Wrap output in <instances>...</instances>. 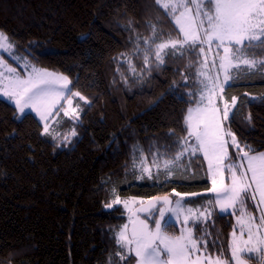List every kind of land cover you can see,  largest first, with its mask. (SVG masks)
Returning a JSON list of instances; mask_svg holds the SVG:
<instances>
[{"label":"trees","instance_id":"16d2710c","mask_svg":"<svg viewBox=\"0 0 264 264\" xmlns=\"http://www.w3.org/2000/svg\"><path fill=\"white\" fill-rule=\"evenodd\" d=\"M152 26L157 35L149 50L144 41ZM0 30L15 53L67 76L71 91L86 98L74 99L79 120L56 111L48 123L52 134L43 135L37 115L0 97V264H118L115 235L128 215L123 203L105 207L113 190L121 201L169 194L175 202L176 192H195L201 195L185 204L203 210L214 202L202 153L185 154L170 176L163 168L180 150L173 141L187 135L184 117L199 99L202 55L199 48L170 50L157 66L156 45L181 37L154 0H0ZM248 58L264 59V51L257 47ZM229 74L224 96L238 97V107L226 125L241 146L264 151V68L241 66ZM229 151L237 157L234 147ZM147 163L150 178L141 168ZM241 206L254 210L251 199ZM234 228L235 214L214 207L195 235L206 231L207 253L231 262ZM163 230L179 232L175 223Z\"/></svg>","mask_w":264,"mask_h":264},{"label":"snow or ice","instance_id":"6c2138e0","mask_svg":"<svg viewBox=\"0 0 264 264\" xmlns=\"http://www.w3.org/2000/svg\"><path fill=\"white\" fill-rule=\"evenodd\" d=\"M154 3L171 17L181 37L156 45L154 56L158 67L164 63V56L170 50L176 54L178 50L195 51L199 48V52L196 53L199 56L205 53V45L209 50L213 44L216 45L223 81H220L218 75L208 77L204 72L198 73L202 91L196 101V108H189L184 117L187 135L173 141L180 150L163 164L165 172L170 176L172 167L180 163L185 154L203 153L204 159L208 162L207 174L211 180V187L207 192L214 194L215 200L214 202L210 200L202 211L199 209L194 211L183 207L184 198L196 197L201 195L200 193L176 192L178 199L174 205L167 196L153 197L148 208L139 211L149 212L153 216L155 228L151 229L144 220L134 223L130 233L127 231L128 226H123L115 235L116 244L121 249V252L116 254L119 257L118 264H127L132 258H135L136 264H229V260L222 258V253L214 257L207 253L208 241L204 237L208 233L205 231L203 235L197 237L195 229L211 218L214 207H218L219 213L223 214L229 209H236L238 205L245 204L248 199L256 201L257 208L261 211L259 223H256L253 215L241 209L242 214L237 217L239 235L234 229L229 244L231 250L229 259L234 261V264H246L243 257L256 253L261 264H264V231H261L264 229V208H260L264 205V152H255L251 146L240 145L230 125H226V122L235 116L238 97L232 96L229 101L224 96L225 86L230 85L233 80L229 74L231 70L241 66H245L249 72L264 68V59L248 58L257 47L264 51V0H154ZM152 28L153 36L144 41L149 50L151 42L157 35L155 26ZM137 42L139 43V40ZM13 47L7 35L0 31V50L7 52ZM220 49L223 55L219 54ZM180 54L182 55V51ZM3 63L4 61L0 60V64ZM145 64H149L147 55ZM213 64L215 65V61ZM8 71L10 74L15 73V69L10 68ZM2 77L3 73H0V78ZM5 79L6 83L4 79H0V93L12 101L20 113L31 109L41 120L46 121L52 115V110L57 109V114L62 111L66 117L80 119L82 109L79 105L72 106L73 98L78 97L85 101L86 98L78 91H71L72 82L67 76L47 71L40 72L33 67L26 78L10 75ZM187 95L194 96L195 93L189 92ZM218 100L223 102L222 108L218 106ZM61 101L67 106H62ZM247 119L250 122L251 115ZM42 134H52L47 123ZM76 135L73 129L71 136ZM169 135L174 136L175 132H170ZM63 139L68 141L69 136L65 135ZM230 146L237 149V160H232ZM141 168L150 178L149 169L143 165ZM157 170L159 171V166ZM226 173L230 182H226ZM139 178L145 177L141 175ZM112 195L115 199L106 204V208L112 209L122 203L115 190ZM156 202L170 205L159 209L160 219H155L154 214L150 212L155 208ZM124 207L127 208L128 204L124 203ZM166 213L171 214L167 219ZM172 217H175L173 222H180L183 225L176 236L163 231V227L168 226ZM190 223L192 226H189Z\"/></svg>","mask_w":264,"mask_h":264},{"label":"rangeland","instance_id":"374dc122","mask_svg":"<svg viewBox=\"0 0 264 264\" xmlns=\"http://www.w3.org/2000/svg\"><path fill=\"white\" fill-rule=\"evenodd\" d=\"M1 31V30H0ZM4 33V32H3ZM5 34V33H4ZM9 42L12 44V42L9 40ZM13 45V44H12ZM205 53L202 55V60H201V66L199 68V72H204L206 76L208 77H216L217 75L219 76V79L220 81L222 82L223 81V72L219 69V56L216 55L217 53V49H216V45L213 44L212 47H211V50L208 49V46L205 45ZM3 54H6L7 57L11 58L12 60H14L16 62V65H12L6 58L3 57ZM219 54L220 55H223V51L222 49L219 50ZM0 60H3L4 63L3 64H0V73H3V77L0 78V79H4V82L6 83L7 80L5 78L9 77L10 75H12L13 77L15 75H19L21 78H26L28 76L29 73L32 72V69L33 67L37 70V71H40V72H43V71H47V72H51L53 74H56V75H60L61 73H56L54 71H51V70H48V69H43V68H40L38 67L37 65H35L34 63H32L29 58H27L26 56L22 55V54H17L15 53V50H14V47L12 49H10L9 51H3V50H0ZM213 61H215V65L213 64ZM206 62V63H205ZM234 63H236L234 61ZM15 69V73H9V69ZM132 72H134V68H131V74ZM198 72V73H199ZM197 73V75H198ZM63 75V74H62ZM65 76V75H64ZM200 79H203V77H199ZM200 84V83H199ZM227 86V85H226ZM225 86V87H226ZM70 88H71V85H70ZM200 88L201 90L199 92L202 91V85L200 84ZM67 94H70V93H67ZM199 96H200V93H199ZM0 97L8 100L7 98L3 97L2 93H0ZM76 97L73 98V107H76V105L74 104V99ZM10 101V100H8ZM217 104L219 107H223V102L222 101H217ZM61 105L64 107H66L67 105L64 104L63 101H61ZM196 104H194L191 108H196ZM56 113V109H53L52 110V115L49 117V119L47 121H45L44 123H49L50 121H52V119L54 118V115ZM35 114V113H34ZM191 142V141H190ZM236 150V153H237V149L234 148ZM261 152H264V151H261ZM230 153V151H229ZM203 154V153H202ZM255 154V153H253ZM237 156V154H236ZM238 157L232 159L233 161L234 160H237ZM206 161V164H207V171H208V162L207 160L205 159ZM146 168L149 169V171L152 169V166L153 165H150L147 163V165H145ZM226 175V182H230L228 179H227V173L225 174ZM186 198V197H185ZM214 200H215V196H214ZM143 201L141 199H137V198H126L122 201V203H127L128 204V207L125 208L126 211H127V215H128V221L126 222L125 225L128 226V229L127 231L130 233L131 230H132V219L129 218V214L134 210L135 207H137L139 204H141ZM175 204V202H174ZM173 204V205H174ZM252 204L254 206V210L253 211H250V210H247L245 209V206H241V205H238L236 207V209H229L227 213L231 212V213H234L235 214V230L237 232V235H239V225L237 224V217L240 216L242 213H241V209L243 208L244 210H246V213L247 214H250V215H253L255 218H256V223H259V216L261 215V211L259 208H257V203L256 201H253L252 200ZM183 207L185 209H188V208H191L193 209L194 211L199 209L202 211V209L200 208H195L193 206H190V205H187L185 203H183ZM218 209V207H215ZM260 208H264V205H261ZM239 209V210H237ZM219 211V209H218ZM171 215V214H170ZM169 215V216H170ZM181 220H183V216H181ZM175 221V217H172L171 220H169L168 224H171V223H175L178 225V228L180 230V228L183 226L180 222H173ZM189 226H191V223L189 224ZM165 233H167L168 235H171V236H176V235H179V232L178 233H170V232H167L165 230H163ZM261 231H264V229H261ZM245 239H247V235L245 234ZM231 252V250H230ZM211 255V254H209ZM213 256V255H212ZM216 256V255H214ZM213 256V257H214ZM248 256H252L253 259H257L258 261H254V262H251L250 260H248L246 258V256H244L243 258L245 259L246 261V264H261V261H260V258H259V255L256 254V253H250L248 254ZM223 259H226L228 260L226 257H222ZM136 264V263H135ZM229 264H234V261H229Z\"/></svg>","mask_w":264,"mask_h":264},{"label":"water","instance_id":"95a60500","mask_svg":"<svg viewBox=\"0 0 264 264\" xmlns=\"http://www.w3.org/2000/svg\"><path fill=\"white\" fill-rule=\"evenodd\" d=\"M168 197L171 201H172V205L174 204V198L169 195V194H164V195H159V196H154V197H159V198H163V197ZM152 198H149L147 200H145L144 202H142L141 204H139L137 207L134 208V210L129 214V218L132 219V224L134 223H138L140 220H144L147 222V224L149 225V227L151 229L155 228V224L151 223L148 221V219L146 218L147 216H151L149 214V212H144V211H139L142 208H148L149 202L152 201ZM166 207H170V205H165L161 202H156L155 208L151 209L150 212L154 213L155 211H159L160 208H166ZM170 215V213H166V219L168 218V216ZM156 219H160L159 217V212L157 215ZM163 223V222H162ZM133 227V226H132Z\"/></svg>","mask_w":264,"mask_h":264},{"label":"crops","instance_id":"0c3cea01","mask_svg":"<svg viewBox=\"0 0 264 264\" xmlns=\"http://www.w3.org/2000/svg\"><path fill=\"white\" fill-rule=\"evenodd\" d=\"M178 14H179V13H178ZM11 102H12V101H11ZM12 103H13V102H12ZM14 105H15V104H14ZM56 111H57V109H56ZM25 112H33V113H35V115H37V116L40 118V116H39L35 111H33V110H31V109H26ZM48 119H49V118H48ZM48 119H47V120H48ZM47 120H46V121H47ZM42 121L45 122L44 120H42Z\"/></svg>","mask_w":264,"mask_h":264},{"label":"flooded vegetation","instance_id":"af4514ba","mask_svg":"<svg viewBox=\"0 0 264 264\" xmlns=\"http://www.w3.org/2000/svg\"><path fill=\"white\" fill-rule=\"evenodd\" d=\"M158 212H159V211L157 210V211H155L153 214H154V215H155V214H157V215H158ZM146 218H147V219H148V221H149V219H151V218H152V215H151V216H147ZM156 218H157V217H156ZM149 222H150V221H149ZM152 224H153V223H152Z\"/></svg>","mask_w":264,"mask_h":264}]
</instances>
